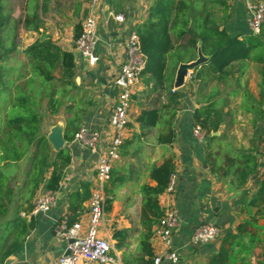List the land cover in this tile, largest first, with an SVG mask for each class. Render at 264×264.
<instances>
[{
    "label": "trees",
    "instance_id": "obj_1",
    "mask_svg": "<svg viewBox=\"0 0 264 264\" xmlns=\"http://www.w3.org/2000/svg\"><path fill=\"white\" fill-rule=\"evenodd\" d=\"M37 1L25 0L21 7L23 13L15 17L8 0H0V264L15 253L26 231L32 227V223L26 224L21 216L31 211L40 188L58 189L63 170L70 162L68 148L53 150L46 133L40 132V122L41 111L46 109L50 116L55 115L67 93L66 87H75L72 52L60 49L49 39L37 38L23 49L26 65L21 70L7 63L8 56L18 49L19 30L38 31L42 24ZM217 1L222 0H154L146 19L132 27L144 60L140 77L150 90L148 102L141 107L135 121L140 135L151 133L154 143L170 145L175 139L173 122L187 92L197 104L192 110V121L201 128L206 140L205 162L209 171L218 179L232 175L244 183L256 172L257 158L250 150H230L229 143L213 135L225 115L232 114L231 110H224L227 99L220 97L216 84L229 81L233 89L226 97L239 94L237 108L252 114L254 121L264 119L262 91L253 96L242 88L249 62L260 65L264 85V15L258 34L230 35L219 27L211 10V5ZM79 33L77 24L75 39ZM199 53L205 60L193 68L184 89H173L179 64L196 60ZM210 83L215 85L206 91ZM77 122L75 114L66 118L62 134L66 143L79 130ZM249 142L251 147L257 142L264 159V123L259 137ZM22 161L27 165L16 177L13 172ZM173 171L170 155L149 169L148 178L154 184L140 185L142 232L135 253L124 257V264L153 263L152 227L162 215L158 196L164 192ZM113 173L111 170L105 186L106 211L112 201L108 185L117 180ZM261 175L259 186L247 204L264 211V169ZM89 187L87 182H82L71 194L70 213L66 216L69 223L76 221L83 210L82 203L89 198ZM237 228L245 227L239 224ZM112 237L116 240L115 248L120 249L127 231L114 230ZM226 256L227 249L222 245L217 259L211 258L210 262L215 259L223 263Z\"/></svg>",
    "mask_w": 264,
    "mask_h": 264
},
{
    "label": "crops",
    "instance_id": "obj_2",
    "mask_svg": "<svg viewBox=\"0 0 264 264\" xmlns=\"http://www.w3.org/2000/svg\"><path fill=\"white\" fill-rule=\"evenodd\" d=\"M12 1V4L18 6L15 10L12 9V15L17 17L23 13L21 7L25 5V0ZM153 1L98 0L95 3L93 12L97 20L96 52L99 59L93 66L87 65L85 60L76 54L74 47L75 26L79 24L81 30V22L89 12L92 1H37L42 24L38 31L24 30V35L30 37L28 45L37 38L49 39L60 49L72 52L75 63V87H66L67 93L59 107L63 115L47 127V140L53 132L63 134L66 118L72 114L78 119L79 129L98 131L100 140L94 149L84 147L74 137L68 143L64 141L63 147L68 148L70 162L63 170L59 187L48 191L42 186L38 194L48 192L53 205L47 212L21 216L26 224L31 222L32 227L26 231L22 243L10 256L14 260L13 264H51L64 252L66 242L56 233L55 225L70 213V196L78 189L80 183L87 182L91 186L93 182L98 156L106 148L112 135L108 118L117 91L113 80L118 66L125 59V39L136 23L146 19L148 8ZM118 14L123 16L122 22L114 19ZM201 58L205 60L203 55ZM191 72L189 78H185L184 84L190 79ZM184 84L181 89H184ZM213 85L215 83L208 84L205 90L208 91ZM146 90L142 79L134 87L127 114L125 140L111 169L117 180L108 185L112 201L107 211L106 230L103 235L110 240V254L115 258L116 264H124L123 258L135 253L142 232L139 222V187L143 183L154 184L148 178L149 169L170 155L174 164L173 190L170 193H161L158 203L162 211L170 208L177 215L178 224L169 246V249L177 254L176 264H264V211L247 204L259 186L264 169L260 146L254 142L251 147L249 140L259 137L264 119L254 121L252 114L238 109L241 99L239 94L226 97L227 105L224 110H231L232 114L225 115L224 121L213 135H216L219 141L229 143L232 151L241 148L253 151L257 158V167L256 172L244 183L232 175L218 179L209 171L205 162L204 136L198 138L192 132V110L197 104L187 92H184L180 109L173 122V143L156 144L151 133L140 135L141 130L135 117L141 107L147 104L148 97L142 94ZM186 99L191 101L192 110L185 103ZM262 107L264 108V104ZM242 115L247 117L245 124L239 120ZM239 123L247 130L244 136H239L234 129ZM52 149L54 150L53 147ZM82 204L83 210L76 220H86L88 216V200ZM200 223L218 226V237L202 244L192 242L193 229ZM239 224H243L245 228L239 230ZM121 229L127 231V237L124 245L116 249V240L112 234L114 230ZM150 243L154 255L161 254L165 249L153 236ZM222 245L227 249V256L225 261L220 263L215 259ZM214 257L216 258L210 262ZM160 264L169 262L162 259Z\"/></svg>",
    "mask_w": 264,
    "mask_h": 264
},
{
    "label": "built area",
    "instance_id": "obj_3",
    "mask_svg": "<svg viewBox=\"0 0 264 264\" xmlns=\"http://www.w3.org/2000/svg\"><path fill=\"white\" fill-rule=\"evenodd\" d=\"M92 5L89 12L81 22V30L75 39V52L80 55L87 65L93 66L97 63L99 56L96 52L97 46V20L94 15L95 3L98 0H91ZM252 16L249 20V27L253 34H258L260 24L264 15V4L259 2L251 5ZM116 21L122 22L123 16H114ZM125 59L118 66L114 77L116 88L115 101L109 113V125L112 135L106 148L99 154L95 164V174L90 186L88 198V216L86 220H76L69 223L66 216L62 217L55 225L56 233L65 239L64 252L51 264H116L115 258L110 254L112 246L110 240L103 235L105 233L106 221V194L105 186L110 178L113 162L119 156V150L125 140V133L128 121V109L134 87L141 80L140 72L144 68V60L139 51L137 33L131 29L126 36ZM190 72L187 77L189 78ZM175 89V87L173 88ZM193 134L201 138L203 132L199 126L193 125ZM74 139L84 147L94 149L99 140L98 131H87L79 129L74 134ZM174 176L164 190L170 193L173 190ZM53 205L52 197L48 192L38 195L34 202L30 215L47 212ZM178 224L176 212L172 209L162 211V215L152 229V236L157 238L164 246V251L155 255L152 264H160L165 259L169 264H176L177 254L169 249L174 229ZM220 229L211 223H200L193 229L191 240L194 243H207L218 237Z\"/></svg>",
    "mask_w": 264,
    "mask_h": 264
},
{
    "label": "rangeland",
    "instance_id": "obj_4",
    "mask_svg": "<svg viewBox=\"0 0 264 264\" xmlns=\"http://www.w3.org/2000/svg\"><path fill=\"white\" fill-rule=\"evenodd\" d=\"M221 2L217 1L211 5V10L217 19L219 27L224 28L230 35L242 36L243 34H253V31L249 27V20L252 16V10L250 8L251 5L259 2L264 4V0H222ZM12 3H14V1L9 0L8 6L15 10L18 6L17 4ZM29 41L30 37L24 35V30L20 29L18 34V49L17 51L11 53L7 58V63L9 65H12L19 70H21L26 65V57L23 53V49L28 45ZM216 86L220 92V97L224 99H226L227 92L233 89V85H231L229 81L217 83ZM242 88L248 90L254 96L258 95L260 89H262V93L264 94V85L261 83L259 64L255 62L248 63L245 74L242 78ZM149 93L150 90L148 89L147 92L144 91L142 94L143 96L146 95L147 97ZM146 102H148V99ZM58 110V114L56 113L52 116L48 114L46 109L41 111V133H45L49 124L61 117L60 115H63L60 109ZM239 120L242 124H245L247 120L246 115L240 116ZM234 129L237 131L239 136H244V134H247V130L240 123ZM26 165V161L19 162L18 167L16 171L13 172V174H15L17 177L23 172Z\"/></svg>",
    "mask_w": 264,
    "mask_h": 264
},
{
    "label": "water",
    "instance_id": "obj_5",
    "mask_svg": "<svg viewBox=\"0 0 264 264\" xmlns=\"http://www.w3.org/2000/svg\"><path fill=\"white\" fill-rule=\"evenodd\" d=\"M202 54H198V57L196 60L189 62V63H181L179 64L177 70H176V76L174 80V87L180 88L183 86L185 78L187 77V74L189 71H192L193 68H195L197 65H199L204 59L201 58ZM185 103L188 105V108L192 110V104L189 99L185 100ZM214 134V133H213ZM48 140L51 143L54 150H58L63 147L64 140L62 138L61 133L59 132H53L48 136ZM206 166V164H204ZM47 182V181H46ZM13 259L11 257H7L4 259L2 264H13Z\"/></svg>",
    "mask_w": 264,
    "mask_h": 264
}]
</instances>
